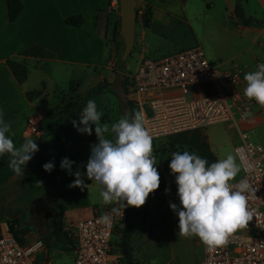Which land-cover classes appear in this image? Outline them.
<instances>
[{
	"label": "crops",
	"instance_id": "0c3cea01",
	"mask_svg": "<svg viewBox=\"0 0 264 264\" xmlns=\"http://www.w3.org/2000/svg\"><path fill=\"white\" fill-rule=\"evenodd\" d=\"M19 1L22 8L18 15L9 21L6 16L5 2L0 0V111L3 112V119L11 125V132L15 133L11 138L17 147L28 139L35 140L38 138L37 135L28 133L27 127L30 123L37 126L41 132V128L51 120L50 115L46 113L47 107H39L35 101L36 97L28 99L26 97L27 92L40 90L38 96L42 99V97H53L57 91L62 96L66 95L69 82L75 84L72 94L78 95L90 90L97 84L103 85V76L97 73L88 78V82L82 89H80L81 83L68 77L66 89H56L61 86L59 83V85L52 87L48 93L44 81H39L40 88L38 89L37 85L27 83L28 62L31 63V69H36L40 63H51L60 70L65 69L66 73L68 70H94L102 64V59L105 56H108L109 59L112 58L115 51L121 46V38L118 35V10L116 6H108L110 2L115 1L117 3V0ZM248 2L249 0H240L243 15V5H247ZM253 3L254 6L250 13L244 16L263 18L264 0H253ZM135 8L140 9L141 14L135 18L138 30L135 33L134 29L131 50L134 49L138 58L142 56L158 58L173 52L172 50L176 48L188 47L197 43L184 16L185 8L181 0H168L166 2L164 0H136ZM74 14H79L82 18V23L79 26H71L63 22L64 18ZM144 19L146 20L145 23ZM232 26L234 27L235 39L240 46L232 57L220 58L216 64L224 66L233 60L253 68L255 61H264V29L262 27L243 26L238 23ZM147 34L171 43V48L160 51V47L153 46L147 41ZM32 44L41 47L46 54L42 56L23 54V50ZM7 59L14 61L24 59L26 75L23 80H16L5 62ZM72 94L68 93V96ZM87 102L88 100L85 101L84 106ZM258 109V112L252 114L240 125L242 128L250 131L251 123L264 113V107L259 106ZM79 114L75 116L77 120H79ZM125 114L130 117L128 110ZM65 123L63 126H73L70 122ZM233 129H235V145L238 142V132L236 128ZM75 132H77L76 128L69 135L63 136L60 131H57V139L52 135H46L40 139L36 143L39 150L27 163L23 176L15 175L9 168L8 154L0 157V226H3L7 220L18 219L23 211L27 209L29 211L35 200H42L44 194L51 192H62L63 196L66 197V208L82 210L81 216L83 218L92 214L94 206L90 208L92 201L86 188L81 190V188L69 187L75 176L70 175L68 171L60 167L61 160L64 158L75 162L72 165V173L74 174L79 170L84 184L88 185L90 190H94V182L87 179L86 169L82 172L78 167L80 162L87 164L91 150L87 152L85 142L80 139L70 140ZM91 135H94L91 141L98 140L93 127ZM106 135L109 136V134ZM79 147L81 150H78ZM210 149L212 150L211 147ZM48 162L54 164L51 172L43 170V165ZM65 177L68 181L66 186H62ZM87 181L90 183L87 184ZM37 182H40V186L37 185ZM120 224L122 226H115L112 233L111 243L114 245L118 241V229L123 227V224ZM115 236L117 239L113 240Z\"/></svg>",
	"mask_w": 264,
	"mask_h": 264
},
{
	"label": "built area",
	"instance_id": "2783aa9c",
	"mask_svg": "<svg viewBox=\"0 0 264 264\" xmlns=\"http://www.w3.org/2000/svg\"><path fill=\"white\" fill-rule=\"evenodd\" d=\"M108 6L117 7V3ZM138 14L141 11L135 8V17ZM260 63L264 61H255L253 68L233 60L224 66L211 65L199 46H191L158 58L142 56L133 71L123 73L127 99L145 116V127L153 139L219 122L237 129L233 153L240 172L233 183L246 179L256 190L254 196L247 193L253 219L247 229L230 237L226 247L214 252L206 251L200 241L202 253L196 264H264V147L240 126L249 117L244 115L246 111H259V105L244 95V75L256 71ZM27 131L37 136L41 133L32 123ZM114 207L119 205L94 206L92 214L78 220L74 229L67 226L72 240L68 264H124L111 237L126 207L113 212ZM102 216L108 220L102 221ZM41 253L45 254L41 238L26 234L17 240L0 226V264H50L38 261Z\"/></svg>",
	"mask_w": 264,
	"mask_h": 264
},
{
	"label": "rangeland",
	"instance_id": "374dc122",
	"mask_svg": "<svg viewBox=\"0 0 264 264\" xmlns=\"http://www.w3.org/2000/svg\"><path fill=\"white\" fill-rule=\"evenodd\" d=\"M164 1L166 2L168 0ZM181 1L185 8L184 16L189 23L192 36L197 42L188 47L199 46L211 65L220 66L216 64V61L220 58L232 57L240 46L235 39L234 27L232 26L233 24H237V22H235L237 19L234 20L232 11L234 0ZM253 6V0H249L247 5H243L244 15H248ZM134 29L136 33L138 30L137 22L134 24ZM146 36L147 41L151 45L160 47V51H164L172 46L171 43L163 39H157L150 34ZM182 48L186 47L176 48L172 51ZM121 51L122 46H119L112 58L109 59L108 56H105L102 59V64L94 70H68V76L65 69L60 70L58 67L51 65V63H40L36 69H31V63L28 62L29 75L27 83L37 85L36 87L38 89L40 88L38 84L39 81H44L48 93L51 91L52 87L59 85V83H61V86L56 89H66L68 77H70L69 79L71 80L81 83L80 89H82L85 83L88 82V78H91L92 75L95 76L96 73L103 76L102 84L106 87L101 91L97 89L91 94H87L86 91L81 95L72 94L68 96V94H66L62 96L57 91L53 97H42L41 99L39 96H35L36 98H33H35L37 105L43 108L47 107V110L54 111L56 106L59 105L63 99L75 100L87 98L88 101L94 100L97 105V110L103 113L101 123H107L111 126V124L118 122L119 119L126 116L125 113L127 112L125 101L128 100L126 96L128 89L125 86L123 73L133 71L139 60L138 54H136L133 49L126 56L125 60L121 62ZM94 87L95 86L92 88ZM83 107H79L75 111V116L80 113ZM251 124L252 126L249 128L250 134L253 139L264 146V113ZM92 127L95 130V125H92ZM233 128L234 127L228 125L227 122H219L208 124L201 129L217 160L224 159L227 155L234 156L233 146L235 129ZM93 137L94 135L75 132L70 137V140L76 141L80 139L82 142H85L86 151L90 152L91 147L98 143V140L91 141ZM106 138L114 139V136L106 135ZM78 150H81V147H79ZM184 151L194 153L192 149L186 146L169 143L167 137L153 139V154L158 161L156 167L159 176L164 173L172 174L169 168L172 153H183ZM86 154L88 155L89 153ZM78 167L83 172L84 169H86V163L80 162ZM67 181L68 179L65 177L62 186H66ZM88 183L90 182L87 181V184ZM94 186V190L85 187L92 201L90 208L92 206L106 204L100 195L102 188L95 182ZM166 189H168L167 192ZM65 199L66 197L63 196L62 192L44 194L42 200H35L31 208H29V211L28 209L23 211L20 217L16 219L19 222L18 228L22 231L23 235L30 234V236H37L41 238L43 242L47 240L49 243L47 246L44 243V247L46 246L45 254H38V261L48 260L50 264H68L72 259V240L67 239V243H62L63 245H61L58 238L60 235L56 234L64 232L67 236L68 224L74 229L77 221L83 217L81 216L82 210L78 208L67 209L65 206ZM170 204H175L177 210L181 207L177 196L176 182L170 183L168 187L161 183V189L151 193L143 206L138 209L134 208V228L131 232L129 241L133 264L197 263L202 253L201 242L197 237H184L179 234L178 216L176 212L170 209ZM48 210L61 211L58 233L51 232V229L48 230L46 228L45 213ZM89 215H87V217ZM116 226L122 225L117 224ZM115 235L118 236V234ZM116 239V236L113 237V240Z\"/></svg>",
	"mask_w": 264,
	"mask_h": 264
},
{
	"label": "clouds",
	"instance_id": "9594fccd",
	"mask_svg": "<svg viewBox=\"0 0 264 264\" xmlns=\"http://www.w3.org/2000/svg\"><path fill=\"white\" fill-rule=\"evenodd\" d=\"M246 87L244 95L264 107V63L257 70L244 75ZM251 116L249 109L244 113ZM103 113L97 110L94 100H89L81 109L79 120L72 121L77 132L91 135L95 125L98 143L91 147V155L86 164V177L102 188L104 203L116 204L113 212L125 207L140 208L151 193L160 185L157 159L153 154V137L145 127V116L133 110L131 118L124 116L118 122L101 123ZM11 133V135H8ZM106 134L114 139L106 138ZM11 125L3 119L0 111V157L9 155V168L17 176L24 175V169L33 155L39 150L34 140L28 139L17 147L11 136ZM75 162L68 158L61 160L60 167L74 175L69 187L83 190L81 173H72ZM54 164L45 163L43 170L51 172ZM169 168L176 177L177 196L180 209L170 204V209L178 216L179 234L184 237H197L205 245L206 251L214 252L226 247L230 237L239 230L247 229L253 219V211L248 207L249 196H254L246 179L233 183L240 167L233 155L214 163L195 153L184 151L172 153ZM40 186V182H37ZM168 189H166V192ZM107 221V216L101 217Z\"/></svg>",
	"mask_w": 264,
	"mask_h": 264
},
{
	"label": "trees",
	"instance_id": "16d2710c",
	"mask_svg": "<svg viewBox=\"0 0 264 264\" xmlns=\"http://www.w3.org/2000/svg\"><path fill=\"white\" fill-rule=\"evenodd\" d=\"M5 7H6V16L9 21H12L20 12L22 8V4L19 0H4ZM233 14L234 17L237 19L236 22L243 26H254V27H262L264 29V17L258 18L254 16H244L242 13L240 0H234L233 3ZM144 23L146 20H143ZM63 22L65 24L71 26H79L82 23V18L79 14L70 15L64 18ZM122 46V42H120ZM23 54H31V55H45L43 49L37 45H30L27 49L23 50ZM6 64L10 71L12 72L13 76L16 78L17 81H21L24 79L26 75V66L24 59L21 61H14L7 59ZM73 82L68 83L67 94H72L74 91ZM104 85L97 84L94 88H91L87 91V94H91L93 91L97 89H104ZM40 94V90H33L26 93V97L28 99H32L35 96ZM77 95V94H75ZM85 99H67L62 101L59 105L56 106L54 111L46 110V113L50 115L51 120L41 128V133L38 135V138L42 139L46 135H52L55 139H57V131H60L63 136L69 135L72 130L74 129L73 126H63V123L78 120L75 118L76 112L69 111L79 104V107H83L85 103ZM127 110L129 112L130 118L133 113V110H137L136 104L132 101L126 100L125 101ZM73 125V123H72ZM168 138V142L175 145L186 146L189 149H192L195 154L199 155L201 158L206 159L209 164L214 163L217 161L215 154L209 147V144L202 133L201 129H192L188 131H182L175 134H170L166 136ZM161 183L168 187L170 185L169 182L163 180L162 175L160 176ZM161 183L159 188L156 190L161 189ZM155 191V192H156ZM134 208L133 207H126L123 218L120 223L123 224L122 228H119V237L116 245L119 246L120 252L122 254V258L124 260V264H133L131 258V246L129 244L131 231L134 228ZM19 222L17 220L11 219L4 222L5 229L14 235L17 240H20V237L23 235L22 231L18 228ZM28 228V227H26ZM56 235H60L59 240L61 245L67 243V239H70L64 232H60ZM68 237V238H67ZM45 245L47 246L49 243L47 240H44ZM63 243V244H62ZM72 245V244H71Z\"/></svg>",
	"mask_w": 264,
	"mask_h": 264
},
{
	"label": "water",
	"instance_id": "95a60500",
	"mask_svg": "<svg viewBox=\"0 0 264 264\" xmlns=\"http://www.w3.org/2000/svg\"><path fill=\"white\" fill-rule=\"evenodd\" d=\"M135 4L136 0H117V10L119 16L118 35L122 42V51L120 53V61L123 62L129 54L134 39V24H135ZM79 108V104L73 107L69 113L75 112ZM40 138H36L34 143H38ZM164 181L169 183L176 182L175 175L162 174Z\"/></svg>",
	"mask_w": 264,
	"mask_h": 264
},
{
	"label": "flooded vegetation",
	"instance_id": "af4514ba",
	"mask_svg": "<svg viewBox=\"0 0 264 264\" xmlns=\"http://www.w3.org/2000/svg\"><path fill=\"white\" fill-rule=\"evenodd\" d=\"M60 210H48L45 213L46 228L51 232L58 233L60 224Z\"/></svg>",
	"mask_w": 264,
	"mask_h": 264
}]
</instances>
